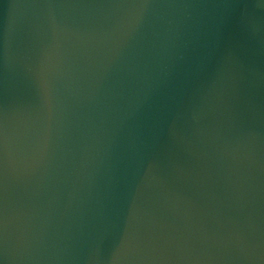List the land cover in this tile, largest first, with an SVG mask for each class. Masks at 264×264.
<instances>
[{"label":"water","instance_id":"water-1","mask_svg":"<svg viewBox=\"0 0 264 264\" xmlns=\"http://www.w3.org/2000/svg\"><path fill=\"white\" fill-rule=\"evenodd\" d=\"M0 264H264V0H0Z\"/></svg>","mask_w":264,"mask_h":264}]
</instances>
